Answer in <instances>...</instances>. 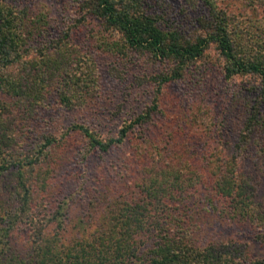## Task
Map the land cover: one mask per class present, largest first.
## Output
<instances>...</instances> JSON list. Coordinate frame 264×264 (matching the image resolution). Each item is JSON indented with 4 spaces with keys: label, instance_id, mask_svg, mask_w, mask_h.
<instances>
[{
    "label": "trees",
    "instance_id": "1",
    "mask_svg": "<svg viewBox=\"0 0 264 264\" xmlns=\"http://www.w3.org/2000/svg\"><path fill=\"white\" fill-rule=\"evenodd\" d=\"M69 1L70 29L97 24L95 50L157 70L149 100L108 135L49 130L53 110L94 103V60L70 30L48 32L42 7L0 2V264H264L252 253L264 244V0H187L206 13L189 36L162 25L164 0ZM209 49L224 80L255 85L218 115L200 102L166 113L167 86L203 75ZM212 130L221 151L198 143ZM90 154L106 158L99 169L84 168Z\"/></svg>",
    "mask_w": 264,
    "mask_h": 264
},
{
    "label": "rangeland",
    "instance_id": "2",
    "mask_svg": "<svg viewBox=\"0 0 264 264\" xmlns=\"http://www.w3.org/2000/svg\"><path fill=\"white\" fill-rule=\"evenodd\" d=\"M7 5L18 7H42L50 19L48 32L55 35L66 29L70 30L71 41L79 48L86 49L91 53L94 67L96 69V91L97 98L92 105L85 107L80 105L71 112L64 109L53 110L50 113L52 123L49 130H55L60 133L63 130L70 129L73 125L88 124L96 129L98 134L103 137L112 132L120 124L123 117L130 116L139 112L143 103L149 100L150 88L146 85L144 79L154 73L157 68L144 60H133L132 63H124L117 58L109 56L107 53L95 50L91 44V34L97 24L92 20L84 19L82 24L74 27L76 16L74 14V5L69 0H0ZM163 19L166 26H177L184 35L197 33L196 25L199 17L206 13L198 5L192 4L187 0H164L162 8ZM212 48V47H211ZM207 63L204 64V74L190 76L186 82L173 83L167 86L164 91L167 104L164 107L165 112L172 107L187 111L200 103L210 108L214 115L221 113L224 105L232 92L246 89L249 85H255L249 78L234 77L229 81L224 80L217 66L216 53L213 49L208 50ZM140 80V82L137 80ZM249 83V84H248ZM200 102V103H199ZM189 112V111H188ZM159 115L154 120L159 123ZM152 130V128H151ZM218 131H210L206 134L198 133L199 144L209 141L211 145L219 148L216 143H220ZM226 136V135H225ZM221 151V150H220ZM106 161L104 155L90 154L85 161L84 168L87 170L100 167ZM110 157H107V160ZM77 165H74L76 167ZM105 166V165H104ZM103 166V167H104ZM66 167L59 171L64 174ZM79 171L78 166L71 171ZM75 186L69 185L66 190L74 191ZM77 209V204L73 205L72 213ZM221 235H234L241 239H249L251 227L235 228L227 226L226 228L214 226ZM249 228V229H248ZM245 233L246 237L242 236ZM252 253L260 254L264 257V244L255 245Z\"/></svg>",
    "mask_w": 264,
    "mask_h": 264
}]
</instances>
